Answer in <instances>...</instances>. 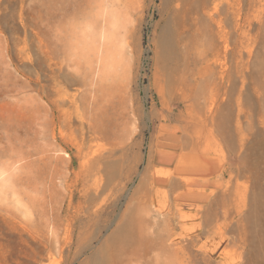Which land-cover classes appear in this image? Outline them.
I'll return each instance as SVG.
<instances>
[{
    "label": "rangeland",
    "instance_id": "obj_1",
    "mask_svg": "<svg viewBox=\"0 0 264 264\" xmlns=\"http://www.w3.org/2000/svg\"><path fill=\"white\" fill-rule=\"evenodd\" d=\"M226 2L220 34L196 48L226 46V62L190 86L165 74L185 52L166 50L171 0H0V264H84L135 216L145 234L105 264H264V0ZM57 87L76 103L55 138ZM80 119L93 151H115L100 237L81 255L58 251L61 207L72 195L70 214L83 209L92 173Z\"/></svg>",
    "mask_w": 264,
    "mask_h": 264
},
{
    "label": "bare ground",
    "instance_id": "obj_2",
    "mask_svg": "<svg viewBox=\"0 0 264 264\" xmlns=\"http://www.w3.org/2000/svg\"><path fill=\"white\" fill-rule=\"evenodd\" d=\"M226 1L227 0H171V25L167 32L166 50L170 51L174 42L176 45L182 42V51L185 52L179 53L180 59H183L181 64L179 63L180 60L176 59L175 66H170V69L166 67L165 74L167 77L170 76L171 79L177 78L181 83L185 82L187 85L193 86L199 84V80H207V74L212 70V64H223V61H225L226 52L224 50H226V46H224V50L222 47H216L215 50L211 49L213 50V52H210L211 56L207 52H197L196 48L199 43L204 46L203 43L207 35L212 33L220 34V28L214 31L211 24L218 25L222 20V14L225 12L224 2ZM186 30L189 31V34L184 36ZM187 38L191 43L187 42ZM191 49H195L196 54L192 52V56L190 57L186 52ZM170 54L171 52H166L169 59L171 58ZM99 56L98 54V57ZM197 62L202 64L201 68L190 67L192 63L197 64ZM93 71L95 73V68ZM57 74L59 75V73ZM58 75H55V80L59 78ZM52 100L53 109L51 121L54 137L57 138L56 131H58L61 137H66L67 134L62 133L64 130L62 131L61 127L63 124L66 128H71L72 114L70 109L71 106L65 107L64 105L68 102L75 106L76 94L57 87L55 89V97ZM78 128L81 130V145L86 148V151H84L87 157L86 162L90 163V171L92 173L86 176L85 180L81 182L82 186L80 190L82 191L84 201H79L77 207L80 208L83 206V209L77 212L75 211V214H70L71 212H69V210L71 208L70 203L72 201V195L66 207H61L59 217H61V224L64 223L68 226L69 237L58 251L64 252L66 248L70 250L75 247L77 248V252L75 250V253L81 255L83 250L91 248V240L93 241L100 237L101 228L99 223L104 201V199L101 201L100 198L110 185V179H103L100 173L102 171H107L108 175H110L115 171V167L108 163V158L114 156L115 151L114 148H111L107 154L93 151L96 146L92 148V150L88 142L96 137L95 131H92V134L86 137L83 131V119H80ZM164 146L170 147L172 144L165 141ZM174 156V152L171 149H167V147L155 154L154 160L160 166V169L158 168L156 173L158 174L157 176H162L157 178L158 180H166L168 178L169 170L167 171L165 167H168L173 162ZM83 203L85 205H83ZM135 217H137V219H131L113 230L108 235V238L100 245L99 250L93 253L90 260H87L84 264H105L104 259L108 258L107 250L109 246H118L122 252H125L124 248L128 241L135 242L139 240L140 238L135 235L134 228L137 227L141 235L145 234V231L143 229L142 218L140 216ZM49 219V223L53 229L54 225H56L53 222L55 217L50 216ZM56 240L58 241V238Z\"/></svg>",
    "mask_w": 264,
    "mask_h": 264
},
{
    "label": "crops",
    "instance_id": "obj_3",
    "mask_svg": "<svg viewBox=\"0 0 264 264\" xmlns=\"http://www.w3.org/2000/svg\"><path fill=\"white\" fill-rule=\"evenodd\" d=\"M177 173V170H174ZM170 172V171H169ZM180 172V171H179ZM158 180V179H157Z\"/></svg>",
    "mask_w": 264,
    "mask_h": 264
}]
</instances>
